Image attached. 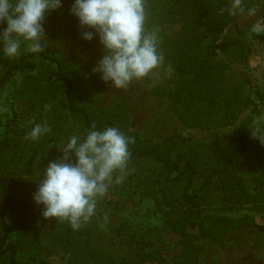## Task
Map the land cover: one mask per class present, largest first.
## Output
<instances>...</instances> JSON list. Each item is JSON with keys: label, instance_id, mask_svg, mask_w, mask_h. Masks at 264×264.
Segmentation results:
<instances>
[{"label": "trees", "instance_id": "1", "mask_svg": "<svg viewBox=\"0 0 264 264\" xmlns=\"http://www.w3.org/2000/svg\"><path fill=\"white\" fill-rule=\"evenodd\" d=\"M225 1L202 0L183 36L157 35L159 44L168 49H159L162 64L179 77L178 86L166 95L185 126L211 129L234 125L241 112L252 107L247 121L208 143L181 135L160 142L143 138L128 126L118 107L83 104L75 82L66 74V63L46 44L40 53L22 49L15 59L0 51V89L28 74L25 89L31 108L30 120L18 122L14 134L0 140V264H54L51 255L60 256L64 264H120L92 244L88 231L74 230L67 221L46 220L42 206H34L39 176L42 179L48 163L54 161L51 144L71 137L78 126L84 135L96 125L97 129L117 127L135 138L129 145V174L139 178L146 194L157 197L168 222L179 233L182 248L176 264L198 260L204 250L202 241L224 245L227 234L242 224L256 223L257 217L264 229V194L250 192L241 176L249 168L252 152L263 144L252 131L259 129L264 139V112L258 109L259 103L264 105V93L256 92L259 103L238 94L222 98L206 71L207 59L192 42L196 30L207 24ZM72 3L63 0L60 9L47 15L44 27L49 17L64 11L62 25L74 29L77 17L71 13ZM6 26V22L0 25V31ZM211 32L216 37L213 28ZM237 32L236 41L222 47L229 55L244 59L248 53L245 31L237 27ZM101 58L93 57L95 66ZM35 124H47L50 131L39 140L26 139ZM128 238L140 251L133 250L121 264H149L151 253L141 249L135 235Z\"/></svg>", "mask_w": 264, "mask_h": 264}, {"label": "rangeland", "instance_id": "2", "mask_svg": "<svg viewBox=\"0 0 264 264\" xmlns=\"http://www.w3.org/2000/svg\"><path fill=\"white\" fill-rule=\"evenodd\" d=\"M202 0H145L148 31L159 37L183 36L190 26V16L200 7ZM219 3L222 0H215ZM231 0H226L217 14L195 32L193 44L202 58L207 59L209 73L216 91L222 98L240 95L259 103L256 92L264 93V35L250 32L255 17L245 13L230 16ZM256 6L259 14L264 4L259 0H244V7ZM64 11L49 17L45 23V44L49 51L66 63V74L73 79L82 97V103H95L100 108L118 107L128 126L143 138L160 142L181 135L201 143H208L233 131L251 116L252 107L241 112L234 125L211 129L185 126L176 114L173 102L166 95L178 86V74L162 63L148 76L133 80L126 89L117 90L111 82L105 83L94 73L95 55L105 50L98 34L91 41L83 38L85 31H94L77 24L68 29L61 23ZM222 20V23L220 22ZM237 27L245 31L244 41L248 53L237 59L223 50V45L238 38ZM214 29L216 37L211 32ZM160 50L168 49L158 45ZM26 49V46L23 48ZM46 65H42V68ZM27 75H21L0 89V140L14 134L18 122L27 123L31 117L30 101L25 89ZM165 94H159V91ZM258 109L264 112V105ZM84 136L81 128L73 135ZM69 138L51 144L53 160L62 157L64 144ZM247 171L241 174L250 192L264 194V142L251 154ZM75 162V156L72 157ZM143 183L136 175H127L123 182L112 183L99 199L95 216L80 227L90 233L94 246L106 251L120 264L131 256L136 245L130 244L129 235H135L143 251L151 253L149 264H176L180 260V235L168 222L157 197L145 193ZM35 207H39L36 203ZM262 220L242 224L226 235L224 245L212 240L201 243L204 250L198 260L188 264H264V229ZM140 251V250H135ZM54 264H64L60 256L51 255Z\"/></svg>", "mask_w": 264, "mask_h": 264}, {"label": "clouds", "instance_id": "3", "mask_svg": "<svg viewBox=\"0 0 264 264\" xmlns=\"http://www.w3.org/2000/svg\"><path fill=\"white\" fill-rule=\"evenodd\" d=\"M264 4V0H259ZM63 6V0H0V51L9 59L21 55L26 46L29 53L44 51L47 15ZM255 17L250 32L264 35V15L256 6L244 7V0H231L230 16L245 13ZM71 13L85 31L83 38L91 41L98 34L105 54L93 69L105 83L117 90L126 89L135 79L148 76L163 62L155 31H148L145 0H73ZM50 131L47 124H35L26 139L39 140ZM261 142L260 130L252 131ZM135 138L119 128L97 129L93 125L84 136L72 135L64 146L62 157L50 161L39 176L33 200L42 206L46 220L67 221L80 229L95 216L98 201L113 182H123L129 174ZM75 156V162L72 157Z\"/></svg>", "mask_w": 264, "mask_h": 264}]
</instances>
